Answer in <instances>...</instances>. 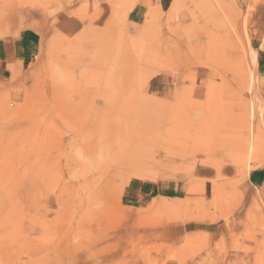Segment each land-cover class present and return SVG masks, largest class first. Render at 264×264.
<instances>
[{
    "label": "rangeland",
    "instance_id": "1",
    "mask_svg": "<svg viewBox=\"0 0 264 264\" xmlns=\"http://www.w3.org/2000/svg\"><path fill=\"white\" fill-rule=\"evenodd\" d=\"M263 60L264 0H0V264H264Z\"/></svg>",
    "mask_w": 264,
    "mask_h": 264
},
{
    "label": "crops",
    "instance_id": "2",
    "mask_svg": "<svg viewBox=\"0 0 264 264\" xmlns=\"http://www.w3.org/2000/svg\"><path fill=\"white\" fill-rule=\"evenodd\" d=\"M134 13H137L134 12ZM128 20L136 21L137 17L131 13L128 15ZM36 34L31 32H23L16 40L13 42L12 49H8L9 52L13 50V59H15L18 65L23 66L32 60V56L34 55L35 45H36ZM10 47V44L8 45ZM3 51V48H2ZM260 64V70L262 71V75L264 76V60ZM251 158V157H250ZM249 182L253 188H255L259 196L264 201V171L262 170H253L249 173Z\"/></svg>",
    "mask_w": 264,
    "mask_h": 264
},
{
    "label": "bare ground",
    "instance_id": "3",
    "mask_svg": "<svg viewBox=\"0 0 264 264\" xmlns=\"http://www.w3.org/2000/svg\"><path fill=\"white\" fill-rule=\"evenodd\" d=\"M159 112V111H158ZM250 126H249V124H248V130H247V132H248V143L247 144H249L250 146H252V143H253V137H251L250 136V133L252 132L251 130H250V128H249ZM159 130V129H158ZM251 131V132H250ZM160 143V142H159ZM160 144H162V143H160ZM247 146V145H246ZM249 147V146H248ZM252 148V147H251ZM247 149V148H246Z\"/></svg>",
    "mask_w": 264,
    "mask_h": 264
}]
</instances>
